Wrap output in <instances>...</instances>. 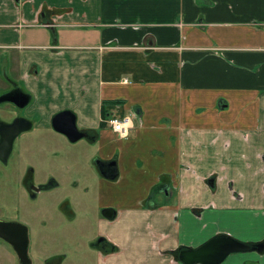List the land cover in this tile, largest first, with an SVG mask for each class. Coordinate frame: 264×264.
Here are the masks:
<instances>
[{
  "label": "crops",
  "instance_id": "obj_1",
  "mask_svg": "<svg viewBox=\"0 0 264 264\" xmlns=\"http://www.w3.org/2000/svg\"><path fill=\"white\" fill-rule=\"evenodd\" d=\"M13 83L31 94L25 149L34 132L64 138L51 118L69 109L96 135L87 162L116 161L114 179L97 170V207L115 210L102 264H182L172 251L219 234L264 240V0H0L2 92ZM103 102L106 118L130 117L127 139ZM14 115L6 103L1 120ZM247 253L220 264H264Z\"/></svg>",
  "mask_w": 264,
  "mask_h": 264
},
{
  "label": "flooded vegetation",
  "instance_id": "obj_2",
  "mask_svg": "<svg viewBox=\"0 0 264 264\" xmlns=\"http://www.w3.org/2000/svg\"><path fill=\"white\" fill-rule=\"evenodd\" d=\"M13 107L16 113L20 112V109ZM85 131L93 136L91 141L96 139L93 131ZM23 136L24 134H18L12 144L5 147L1 141L5 139L6 132L0 129V264H35L31 251L33 224L50 228L52 219L57 216L63 220L65 230L67 229V194L60 199L55 212L52 195V188L57 184L55 178L67 180V176L63 178L55 173L57 167L67 171V163L60 165L62 160H67V145L55 144L42 136L40 146L38 144L37 147L25 149L21 143ZM64 138L67 142V138ZM165 187L162 184L157 189L165 191ZM41 207L44 211L40 215ZM39 215L42 218H38ZM4 234L14 239L19 251L14 249ZM49 238V234L42 237L43 240ZM93 245L101 253L112 252L115 247L102 234L98 235ZM185 247L189 246H181L178 250ZM42 262L52 264V258L44 257Z\"/></svg>",
  "mask_w": 264,
  "mask_h": 264
},
{
  "label": "rangeland",
  "instance_id": "obj_3",
  "mask_svg": "<svg viewBox=\"0 0 264 264\" xmlns=\"http://www.w3.org/2000/svg\"><path fill=\"white\" fill-rule=\"evenodd\" d=\"M1 93L2 89L0 87ZM5 104L0 103L1 117H3ZM105 130L108 132L107 134H110L108 127ZM33 134L35 140L29 143L30 147H37L42 142L41 137L45 138V135H47L46 140L52 139L51 141L55 144L62 143L67 145V160L60 162V165L67 163V171H64L65 169H61V167L55 169L56 174L63 178L67 176V180L61 182L59 191L52 192L54 212L60 199H63L67 194V229L65 230V225L62 223L63 220H60V217L57 216L52 219L50 228H42L37 223L33 224L31 230L33 237L31 251L36 261L35 264H43L42 259L47 256L52 258V264H59L60 262L61 264H102L100 251L93 245L100 234L99 231L103 228L100 222L103 216L97 207V184L100 176L92 162H87L88 156H94L98 144L85 138H81L76 142H70L67 139L66 142L63 137L54 133V131H50L49 134H44L41 131L38 132V135L36 132ZM130 136H134L133 129L130 130ZM25 137L26 135L22 138L24 139ZM161 175V173H158V176ZM84 184L89 189L87 194L81 191ZM151 187L152 185L148 189L150 190ZM158 187V184L155 185L151 193L155 197V201H164L165 203L169 197L160 195L156 191ZM121 200L125 201L126 198L121 196ZM151 200L154 201L152 197ZM43 211L44 208L41 207L39 209L40 215ZM40 215L38 218H42ZM47 234H49V240H43L42 237H46ZM263 252L264 250L261 252L252 251L247 254L260 256ZM125 257V255H121L119 260H123Z\"/></svg>",
  "mask_w": 264,
  "mask_h": 264
},
{
  "label": "water",
  "instance_id": "obj_4",
  "mask_svg": "<svg viewBox=\"0 0 264 264\" xmlns=\"http://www.w3.org/2000/svg\"><path fill=\"white\" fill-rule=\"evenodd\" d=\"M30 101L31 94L23 90L16 83L12 84L10 90L0 94V103H11L15 108L20 110L24 109ZM51 125L56 132L62 134L71 142H76L81 138L87 140L93 139V136L87 131L78 128L76 116L69 109H63L54 114L51 118ZM0 126V129L6 132V137L5 139L3 138L1 144L4 143L5 147H7L12 144V140L18 134L25 135L29 132L31 129V121L15 112L14 117L10 121L0 120ZM95 166L99 173L107 179H114L118 174L117 164L113 159L103 160L98 158L95 160ZM101 212L108 219H112L115 216V210L111 207L103 208ZM0 228H2L1 225ZM4 237L13 245L16 251H19L17 249V243L12 237L5 234ZM263 250L264 240L248 243L230 235L219 234L209 238L197 247L181 248L177 252V259L182 264H220L233 253L261 252Z\"/></svg>",
  "mask_w": 264,
  "mask_h": 264
},
{
  "label": "built area",
  "instance_id": "obj_5",
  "mask_svg": "<svg viewBox=\"0 0 264 264\" xmlns=\"http://www.w3.org/2000/svg\"><path fill=\"white\" fill-rule=\"evenodd\" d=\"M113 122H116L117 124L122 125L120 133L115 132L119 135V137L123 134L128 133V129L132 127V123L129 116H116L111 115L106 118L107 125L111 128L113 131L114 124ZM114 132V131H113ZM127 135V134H126Z\"/></svg>",
  "mask_w": 264,
  "mask_h": 264
},
{
  "label": "clouds",
  "instance_id": "obj_6",
  "mask_svg": "<svg viewBox=\"0 0 264 264\" xmlns=\"http://www.w3.org/2000/svg\"><path fill=\"white\" fill-rule=\"evenodd\" d=\"M113 124H114L113 131L114 132H117V133H120L122 125L117 124L116 122H113ZM126 134L127 133L125 132V134L121 135L120 136V139H125L126 138Z\"/></svg>",
  "mask_w": 264,
  "mask_h": 264
},
{
  "label": "trees",
  "instance_id": "obj_7",
  "mask_svg": "<svg viewBox=\"0 0 264 264\" xmlns=\"http://www.w3.org/2000/svg\"><path fill=\"white\" fill-rule=\"evenodd\" d=\"M101 116L102 118H106V110L104 109V102L102 103V108H101ZM103 123L101 122L100 125H102ZM115 250V247H114ZM172 253L174 254V256L177 258V250L172 251Z\"/></svg>",
  "mask_w": 264,
  "mask_h": 264
}]
</instances>
